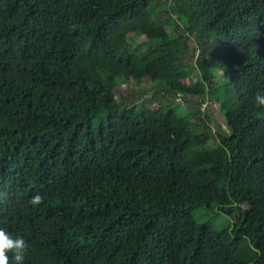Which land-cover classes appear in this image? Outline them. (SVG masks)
Masks as SVG:
<instances>
[{"label":"trees","instance_id":"1","mask_svg":"<svg viewBox=\"0 0 264 264\" xmlns=\"http://www.w3.org/2000/svg\"><path fill=\"white\" fill-rule=\"evenodd\" d=\"M146 78L187 111L116 96ZM257 92L264 0H0V227L24 264H264ZM189 95L224 116L213 151Z\"/></svg>","mask_w":264,"mask_h":264},{"label":"rangeland","instance_id":"2","mask_svg":"<svg viewBox=\"0 0 264 264\" xmlns=\"http://www.w3.org/2000/svg\"><path fill=\"white\" fill-rule=\"evenodd\" d=\"M140 41H147L145 36L139 38ZM193 46H196L194 43ZM198 51L190 52L185 57V62L193 71V75L185 79V82L193 83L196 80ZM158 86L149 78H146L140 85H132L130 82L124 83L115 90L116 96L119 100L125 104L131 102L144 101L148 105L157 107L158 102L151 101L152 95L157 91V97L163 98L164 102H170L177 106L180 111H187L188 107L185 105L181 96L178 94L166 95L162 90H158ZM191 108L196 113L198 120V130L201 132L205 140L206 149L213 151L221 146V139L219 137L220 128L226 129L225 119L219 110L218 104L213 103L207 96H191L188 99ZM202 119V120H201ZM195 216L200 221L208 220L212 222L216 229H222L226 227L232 220V216L226 213L224 210L216 204L212 207L200 208L195 212Z\"/></svg>","mask_w":264,"mask_h":264},{"label":"clouds","instance_id":"3","mask_svg":"<svg viewBox=\"0 0 264 264\" xmlns=\"http://www.w3.org/2000/svg\"><path fill=\"white\" fill-rule=\"evenodd\" d=\"M253 100L255 104L264 106V92H257ZM42 199L43 197L37 193L31 197L30 203L36 206ZM27 247V242L22 236H13L5 228L0 227V264H9V253L12 264H24Z\"/></svg>","mask_w":264,"mask_h":264}]
</instances>
